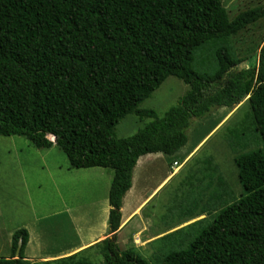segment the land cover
<instances>
[{"label": "trees", "instance_id": "obj_1", "mask_svg": "<svg viewBox=\"0 0 264 264\" xmlns=\"http://www.w3.org/2000/svg\"><path fill=\"white\" fill-rule=\"evenodd\" d=\"M263 16L264 5L230 19L221 0H0V134L55 144L75 168L113 169L103 264H152L116 242L139 157L174 155L191 118L246 96L259 146L234 158L241 196L160 264H264V41L243 58L230 46ZM170 75L189 86L179 104L161 117L140 108ZM130 113L151 120L115 137ZM27 241L25 228L15 230L0 264H32ZM78 254L38 264H93Z\"/></svg>", "mask_w": 264, "mask_h": 264}, {"label": "rangeland", "instance_id": "obj_2", "mask_svg": "<svg viewBox=\"0 0 264 264\" xmlns=\"http://www.w3.org/2000/svg\"><path fill=\"white\" fill-rule=\"evenodd\" d=\"M221 3L231 19L242 10L264 5V0ZM263 41L264 16L231 37V51L241 58L254 55ZM188 88L170 75L139 107L153 109L161 117L179 104ZM150 120L127 114L116 125L115 137H128ZM253 127L246 96L231 107H214L200 118H191L187 142L174 155L140 156L123 198L122 217L137 204L139 209L123 226L120 223L119 249L160 264L169 251L186 247L218 210L241 196L234 158L259 146ZM112 177L113 169L108 167L70 166L55 144L38 148L25 136L0 134V256H10L12 234L25 228L24 256L32 264L77 253V258L103 264L99 242L112 236L108 233Z\"/></svg>", "mask_w": 264, "mask_h": 264}, {"label": "crops", "instance_id": "obj_3", "mask_svg": "<svg viewBox=\"0 0 264 264\" xmlns=\"http://www.w3.org/2000/svg\"><path fill=\"white\" fill-rule=\"evenodd\" d=\"M189 152V151H188ZM138 162H139V160H138ZM137 162V163H138ZM177 167H178V164L176 165ZM180 166V165H179ZM179 168V167H178ZM131 188V187H130ZM158 189V187H156L155 189H154V192L156 191ZM153 192V191H152ZM127 193V192H126ZM153 194V193H152ZM151 194V195H152ZM150 195V196H151ZM125 198V197H124ZM140 203V202H139ZM123 205H124V199H123V202H122V207H121V214H122V210H123ZM139 206H138V204L135 206V208H133V210H131L129 213H128V216H126V217H122V215H121V220L123 219V221L121 222V225L123 226L124 224H123V222H125V220L130 216V215H132L136 210H138L139 208H138ZM116 236H117V234H116ZM98 239H99V237H98Z\"/></svg>", "mask_w": 264, "mask_h": 264}, {"label": "water", "instance_id": "obj_4", "mask_svg": "<svg viewBox=\"0 0 264 264\" xmlns=\"http://www.w3.org/2000/svg\"><path fill=\"white\" fill-rule=\"evenodd\" d=\"M47 137H50L52 139H55V136L54 135H52V136L47 135ZM20 248H21V238H19V240H18L17 248H16V251H15V254H16L17 257L19 255Z\"/></svg>", "mask_w": 264, "mask_h": 264}, {"label": "bare ground", "instance_id": "obj_5", "mask_svg": "<svg viewBox=\"0 0 264 264\" xmlns=\"http://www.w3.org/2000/svg\"><path fill=\"white\" fill-rule=\"evenodd\" d=\"M176 170H177V168H176Z\"/></svg>", "mask_w": 264, "mask_h": 264}, {"label": "built area", "instance_id": "obj_6", "mask_svg": "<svg viewBox=\"0 0 264 264\" xmlns=\"http://www.w3.org/2000/svg\"><path fill=\"white\" fill-rule=\"evenodd\" d=\"M175 164H177V163H175Z\"/></svg>", "mask_w": 264, "mask_h": 264}]
</instances>
